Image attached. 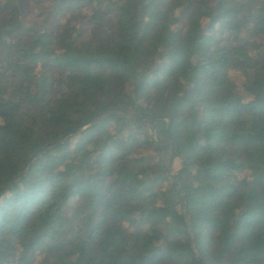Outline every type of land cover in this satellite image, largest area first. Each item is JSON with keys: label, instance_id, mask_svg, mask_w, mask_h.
<instances>
[{"label": "trees", "instance_id": "1", "mask_svg": "<svg viewBox=\"0 0 264 264\" xmlns=\"http://www.w3.org/2000/svg\"><path fill=\"white\" fill-rule=\"evenodd\" d=\"M197 259L264 264V0H0V264Z\"/></svg>", "mask_w": 264, "mask_h": 264}, {"label": "water", "instance_id": "2", "mask_svg": "<svg viewBox=\"0 0 264 264\" xmlns=\"http://www.w3.org/2000/svg\"><path fill=\"white\" fill-rule=\"evenodd\" d=\"M111 117H118V115H116V114H110L109 116H108V118H111ZM154 120H157V121H162V120H164L165 122H168V126H167V131H169L170 130V120L169 119H166V118H164V119H161V118H155ZM152 121V120H151ZM149 122H147V123H145L144 125H147ZM143 125V126H144ZM78 132V130L77 131H74L72 134H70V135H68V136H66V137H69V136H71V135H74V134H76ZM64 139V138H63ZM169 139L171 140V142H172V136L169 134ZM57 143H55V144H50L49 146H47L46 148H44L43 150H41L39 153L40 154H42L46 149H50V148H52L54 145H56ZM169 177V179H173L174 177L173 176H168ZM197 261H198V263L199 264H202V262H201V260L200 259H197Z\"/></svg>", "mask_w": 264, "mask_h": 264}, {"label": "rangeland", "instance_id": "3", "mask_svg": "<svg viewBox=\"0 0 264 264\" xmlns=\"http://www.w3.org/2000/svg\"><path fill=\"white\" fill-rule=\"evenodd\" d=\"M82 30L85 31L87 33V35H97V33L99 32V29H97L96 26H89L87 24H84L82 27ZM164 125H160V127H163ZM137 170H141V168H137ZM169 178V177H168Z\"/></svg>", "mask_w": 264, "mask_h": 264}]
</instances>
